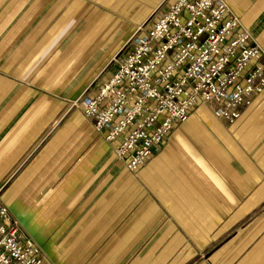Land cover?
<instances>
[{"label":"crops","instance_id":"0c3cea01","mask_svg":"<svg viewBox=\"0 0 264 264\" xmlns=\"http://www.w3.org/2000/svg\"><path fill=\"white\" fill-rule=\"evenodd\" d=\"M175 1L0 0V199L41 264H264V90L137 171L74 104ZM225 1L264 47V0Z\"/></svg>","mask_w":264,"mask_h":264},{"label":"built area","instance_id":"2783aa9c","mask_svg":"<svg viewBox=\"0 0 264 264\" xmlns=\"http://www.w3.org/2000/svg\"><path fill=\"white\" fill-rule=\"evenodd\" d=\"M97 91L74 101L114 145L116 159L137 171L172 129L201 105L234 121L264 90V47L225 0H176ZM42 252L0 199V264H41Z\"/></svg>","mask_w":264,"mask_h":264},{"label":"rangeland","instance_id":"374dc122","mask_svg":"<svg viewBox=\"0 0 264 264\" xmlns=\"http://www.w3.org/2000/svg\"><path fill=\"white\" fill-rule=\"evenodd\" d=\"M116 63V61L114 62V64Z\"/></svg>","mask_w":264,"mask_h":264},{"label":"bare ground","instance_id":"6f19581e","mask_svg":"<svg viewBox=\"0 0 264 264\" xmlns=\"http://www.w3.org/2000/svg\"><path fill=\"white\" fill-rule=\"evenodd\" d=\"M219 118V117H218Z\"/></svg>","mask_w":264,"mask_h":264}]
</instances>
